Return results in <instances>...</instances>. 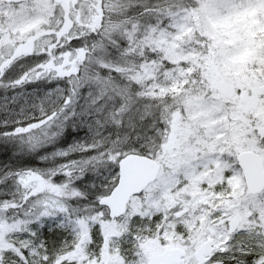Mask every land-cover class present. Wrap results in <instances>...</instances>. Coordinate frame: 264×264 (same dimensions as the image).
I'll list each match as a JSON object with an SVG mask.
<instances>
[{
  "label": "snow or ice",
  "instance_id": "snow-or-ice-1",
  "mask_svg": "<svg viewBox=\"0 0 264 264\" xmlns=\"http://www.w3.org/2000/svg\"><path fill=\"white\" fill-rule=\"evenodd\" d=\"M0 264H264V0H0Z\"/></svg>",
  "mask_w": 264,
  "mask_h": 264
}]
</instances>
